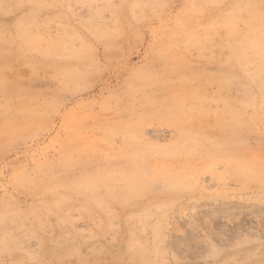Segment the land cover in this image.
I'll use <instances>...</instances> for the list:
<instances>
[{
    "label": "rangeland",
    "instance_id": "374dc122",
    "mask_svg": "<svg viewBox=\"0 0 264 264\" xmlns=\"http://www.w3.org/2000/svg\"><path fill=\"white\" fill-rule=\"evenodd\" d=\"M251 29L264 0H0V264H264Z\"/></svg>",
    "mask_w": 264,
    "mask_h": 264
},
{
    "label": "bare ground",
    "instance_id": "6f19581e",
    "mask_svg": "<svg viewBox=\"0 0 264 264\" xmlns=\"http://www.w3.org/2000/svg\"><path fill=\"white\" fill-rule=\"evenodd\" d=\"M254 29H251V33L253 34V36L255 35V37L253 38V39H251V40H249V41H246L247 43L246 44H242V47L245 49V48H247V47H250V48H252L253 50H255V52H262V51H260V50H262V47L264 48V46H263V43H264V41H262L263 40V37L262 36H257V34H255L254 32ZM236 34V33H235ZM235 34H234V36H235ZM191 40V39H190ZM196 40V39H195ZM245 42V41H244ZM237 46V45H236ZM238 48V47H237ZM239 49H240V47H239ZM239 49H238V51H239ZM241 51V50H240ZM263 52H264V50H263ZM243 53V52H242ZM241 53V54H242ZM233 54V53H232ZM240 54V55H241ZM263 56V55H262ZM239 58V57H238ZM153 113V112H152ZM151 114V113H150ZM153 115V114H152ZM158 115V114H157ZM149 117V116H148ZM147 119V118H146ZM152 119V118H151ZM149 121V120H148ZM142 122V121H141ZM151 122V121H150ZM202 130H203V127H202ZM206 130V129H205ZM207 131V130H206ZM195 133V132H194ZM204 133V132H203ZM205 135V134H204ZM195 136V135H194ZM209 136V135H208ZM181 138H182V136H181ZM184 138H186V137H184ZM202 138V137H201ZM200 138V139H201ZM205 138V137H204ZM208 138V137H207ZM189 139V138H188ZM193 139V138H192ZM202 140V139H201ZM205 140V139H204ZM185 141H186V139H185ZM200 141V140H199ZM184 142V141H183ZM187 143V142H186ZM188 145V144H187ZM193 158V157H192ZM182 165V164H181Z\"/></svg>",
    "mask_w": 264,
    "mask_h": 264
}]
</instances>
